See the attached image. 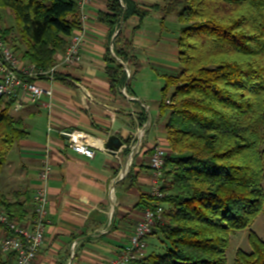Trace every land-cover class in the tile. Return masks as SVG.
<instances>
[{
	"label": "trees",
	"instance_id": "1",
	"mask_svg": "<svg viewBox=\"0 0 264 264\" xmlns=\"http://www.w3.org/2000/svg\"><path fill=\"white\" fill-rule=\"evenodd\" d=\"M166 1L167 14L180 5L176 15L182 25L179 69L164 76L161 89L160 111L170 112L162 200L168 207L152 231L162 250L138 264H227L231 235L249 230L264 214V0ZM2 8L15 17L25 47L21 58L39 68L53 66L68 38L82 28L78 0H0ZM107 9L99 19L111 32L122 18L142 21L149 12L131 0H107ZM11 30L0 29V37L7 42ZM115 54L134 66L131 77L139 70L122 28ZM107 61L115 64L107 69L111 88L130 91L124 66L110 52ZM14 101L0 96V168L27 137L23 119L11 113ZM142 200L145 207L152 198ZM26 204L0 191V212L11 219L23 222ZM247 239L249 251L238 249L234 264H264V241L252 230ZM11 258L0 253V264Z\"/></svg>",
	"mask_w": 264,
	"mask_h": 264
},
{
	"label": "crops",
	"instance_id": "2",
	"mask_svg": "<svg viewBox=\"0 0 264 264\" xmlns=\"http://www.w3.org/2000/svg\"><path fill=\"white\" fill-rule=\"evenodd\" d=\"M131 1L148 10V15L142 21L138 16H131L125 23L121 19L114 32L99 19L100 13L108 12L107 0H93L84 9L78 6L79 20L81 15L87 16L82 63L74 67L59 66L52 84L47 79L38 82L53 88L50 109L28 104L17 111L24 121L27 137L14 145L7 163L16 165V177L26 185L24 221L30 216L43 162L48 159L53 168L48 185L45 237L33 264H109L129 244L143 214L142 197L149 194L153 179L149 165L152 148L160 145L168 152L165 123L170 112L160 113L159 104L156 118L150 117L146 111L148 98L139 93L133 81L139 71L151 66L149 61L162 59V51L168 50L167 43L160 39L159 29L170 14L164 12V0ZM121 28L140 64L132 77L134 66L115 54V36ZM174 43L178 50L177 39ZM65 49L56 54L55 63L62 59ZM109 52L110 57L122 62L130 91L124 93L125 86L111 88L107 69L115 64L107 61ZM167 74L170 73L162 72L163 80ZM49 124L55 129H78L87 134L94 144V157L69 149L66 138L58 132L47 133ZM143 124H146L145 136L131 154L128 146ZM113 140L122 144L115 152L108 148L118 147ZM252 226L249 230L253 231ZM249 230L239 232H245L248 237ZM236 234L231 235L230 241ZM147 241V255L162 250L157 235L151 234ZM2 257L7 260L10 255L2 254ZM14 262L12 256L10 264Z\"/></svg>",
	"mask_w": 264,
	"mask_h": 264
},
{
	"label": "built area",
	"instance_id": "3",
	"mask_svg": "<svg viewBox=\"0 0 264 264\" xmlns=\"http://www.w3.org/2000/svg\"><path fill=\"white\" fill-rule=\"evenodd\" d=\"M92 2L93 0H78V6L80 9H84ZM86 18L85 14L81 15L82 28L70 36L62 59L48 69L39 68L35 63L23 60L0 37V96L13 98L15 111L22 110L28 104L40 105L45 109L52 107L53 88L42 86L38 82L47 79L52 84L56 81V72L59 66L74 67L82 63ZM125 91L124 88L123 92L125 93ZM146 124L137 128L135 137L128 146L131 154L140 146L145 136ZM53 131L66 138L69 149L89 158L94 157V144L87 134L78 129H55L49 124L47 133ZM167 153L160 145L152 148L149 159L153 175L149 192L152 200L148 206L144 207L143 214L130 236L129 244L122 248L109 264H134L147 256L148 236L152 234L156 221L162 219L165 208L162 200L165 197L163 188ZM52 170L51 163L46 159L39 171L40 184L33 194L32 208L27 221L18 222L11 219L7 213L0 212V223L4 225V228L0 229V253L12 255L14 264H33L42 246L48 222V185Z\"/></svg>",
	"mask_w": 264,
	"mask_h": 264
},
{
	"label": "rangeland",
	"instance_id": "4",
	"mask_svg": "<svg viewBox=\"0 0 264 264\" xmlns=\"http://www.w3.org/2000/svg\"><path fill=\"white\" fill-rule=\"evenodd\" d=\"M166 4L167 1L164 0V6ZM173 6L176 10L169 13L170 15L165 13L168 16L164 18L165 20L161 23L159 29L160 39L162 42L167 43L166 47L168 48V50L162 51V59L157 58L155 61L153 60L149 61L151 63V66L144 68V70L142 71H139V73L136 74L135 79L133 81V85L137 86V90L139 91V93L143 96H146V98H148L147 104L149 108L146 110L147 114L149 113L150 117L152 115L153 117L155 116V118L159 112V110L157 109V105H159L163 99V95L161 91L164 85L162 72L174 73L177 72L179 69L178 50H175L174 42L176 39L179 38L180 28L182 27V25L176 17V11L180 8V5H173ZM0 29L2 31L6 29H12L7 36V42L12 48L13 45L16 44L20 47L18 50H15L14 48L13 50L21 57L25 47L23 45H20L19 43L21 41V35L17 30L15 17L12 14V12L8 9H3V8L0 9ZM156 31L158 32L157 29ZM165 65L168 68L167 67L163 68ZM154 66L157 68V70L155 71L153 69ZM172 91H173V87H171L168 90L167 96H169L172 93ZM166 112H168V110ZM11 113L15 117L19 116V113L17 111L11 110ZM163 119L160 120L162 121ZM15 167L9 165L6 162L0 168V191L13 202H15L16 200H19L20 202H25L27 200L26 199L27 196L23 194H25L24 190L26 188V185L20 182V179L16 177L17 168ZM263 186H264V180H263ZM164 207H168V206L164 204ZM162 219H164L163 216ZM252 229L259 236V238H261V240L264 241L263 213H261L255 219ZM238 249H242L244 251H249L250 249L248 246L247 234L245 232L244 233L238 232V234H236V237H233L232 241H230V244L227 249V264H234L236 252Z\"/></svg>",
	"mask_w": 264,
	"mask_h": 264
},
{
	"label": "water",
	"instance_id": "5",
	"mask_svg": "<svg viewBox=\"0 0 264 264\" xmlns=\"http://www.w3.org/2000/svg\"><path fill=\"white\" fill-rule=\"evenodd\" d=\"M123 21V18H122V20H121V22ZM121 64H122V62H120ZM130 75V74H129ZM113 142L114 143H118V147H112V146H109L108 148H109V150H111V151H116V150H118V148L119 147H121L122 146V144L121 143H119V141H117V140H113Z\"/></svg>",
	"mask_w": 264,
	"mask_h": 264
}]
</instances>
